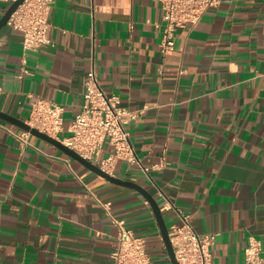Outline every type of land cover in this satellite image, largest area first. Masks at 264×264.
<instances>
[{
  "label": "crops",
  "instance_id": "1",
  "mask_svg": "<svg viewBox=\"0 0 264 264\" xmlns=\"http://www.w3.org/2000/svg\"><path fill=\"white\" fill-rule=\"evenodd\" d=\"M162 21L157 0H51V44L36 49L4 24L0 111L24 121L33 98L61 104V141L92 65L120 106L141 109L126 129L148 170L117 159L111 175L168 200L167 231L179 212L213 233L211 264H242L250 237L264 256V0H220L174 29L167 54ZM21 129L0 117V264H111L118 220L151 264H171L144 196L34 135L20 148Z\"/></svg>",
  "mask_w": 264,
  "mask_h": 264
},
{
  "label": "built area",
  "instance_id": "2",
  "mask_svg": "<svg viewBox=\"0 0 264 264\" xmlns=\"http://www.w3.org/2000/svg\"><path fill=\"white\" fill-rule=\"evenodd\" d=\"M13 0H0L10 3ZM162 12L160 24L159 50L167 54L173 49L174 29L183 24H194L201 15L220 0H157ZM51 0H22L11 12L5 24L22 34V47L36 49L51 44L47 35L48 12ZM158 25V24H157ZM63 106L47 99L36 97L29 101V111L24 122L29 126L57 138L62 130ZM141 109H128L118 104V97L107 94L100 86L93 66L86 73L83 82L82 103L67 125L68 134L61 142L75 150L83 158L95 162L100 169L112 174L114 163L123 159L142 167L139 157L129 139L126 125L135 119ZM27 130L15 134L20 148L29 145ZM111 146V151L101 156L103 143ZM103 205H109V202ZM171 207L165 200L160 210ZM179 223L167 231L177 264H211L210 248L214 242L213 233L197 234L188 221V216L178 212ZM119 230L116 244L110 252L111 264H151L146 250V238L134 234L117 221ZM242 264H264L261 243L250 237L243 252Z\"/></svg>",
  "mask_w": 264,
  "mask_h": 264
},
{
  "label": "water",
  "instance_id": "3",
  "mask_svg": "<svg viewBox=\"0 0 264 264\" xmlns=\"http://www.w3.org/2000/svg\"><path fill=\"white\" fill-rule=\"evenodd\" d=\"M21 1L22 0H13L8 4L6 9L2 13V15L0 16V28L5 24L7 18L11 14V12L18 6L19 3H21ZM0 117L5 119V120H8V121L15 123L16 125H18L22 129L27 130L31 135L39 137V138L46 140L47 142L53 144L54 146L59 148L62 152L67 154L69 157H71L74 160L78 161L79 163L83 164L84 166H86L90 170L94 171L95 173L103 176L104 178H106L110 182L115 183V184H119V185L129 186V187L136 189L142 196H144L146 198V200L148 201V203L152 209V212H153L155 219H156V222L158 224V228H159V231L161 234L162 242L164 244V247H165V250L167 252L170 263L171 264H177L175 261V258H174V254H173L171 244L169 242V238H168V234H167V228L163 222L161 212L159 210V206H158L157 202L155 201V199L151 196V194L146 189H144L143 187H141L140 185L136 184L133 181L123 180L121 178H118L116 176H113L111 174L104 172L102 169L99 168V166H97L96 164L92 163L91 161L83 158L75 150L68 147L67 145L62 143L60 140H58L57 138L52 137V136L36 129L35 127L29 126L27 123H25L24 121H22L18 118H15V117H13L9 114H6L4 112H1V111H0Z\"/></svg>",
  "mask_w": 264,
  "mask_h": 264
}]
</instances>
